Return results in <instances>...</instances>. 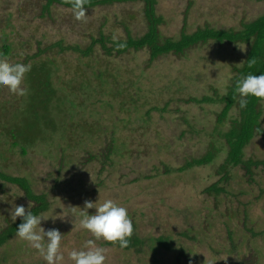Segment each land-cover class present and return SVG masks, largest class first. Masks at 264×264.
<instances>
[{
  "label": "rangeland",
  "instance_id": "rangeland-1",
  "mask_svg": "<svg viewBox=\"0 0 264 264\" xmlns=\"http://www.w3.org/2000/svg\"><path fill=\"white\" fill-rule=\"evenodd\" d=\"M157 1V12L164 18L159 28L163 35L173 37L183 26L188 32L205 25L239 28L264 11V0ZM43 3L0 0V47L7 39L15 45L10 55L0 59L30 64L39 58L34 55L38 41L40 46L60 39L69 45H86L99 30L116 39L126 36V27L135 36L146 29L139 1L87 8L83 21L75 19L73 8L59 4L52 5L50 14L44 13ZM248 48L246 43L209 40L183 55L168 53L151 62L146 49L106 56L99 44L91 57L72 50L59 53L56 47L40 56L47 54L63 62L53 77L57 88L71 97L75 90L77 99L88 101L75 115L79 119H66L72 124L69 132H74L69 137L78 141L67 143L54 131L34 139L23 154L9 139L0 143V171L24 176L36 193L47 194L49 208L41 215L57 217L55 222L51 217L42 220L41 226L63 234L64 260L60 264H73L69 252L82 250L87 241L95 240L79 225L85 201L105 199L128 209L133 233L142 240V244L126 248L95 241L106 250V264H264V166L254 168L252 179L241 166L231 167L228 178L221 179L225 172L219 165L227 147L214 127L222 104L187 101L214 90L224 93ZM99 69L106 72L104 83L111 91L92 100L87 89H77L70 80L80 81V73L92 76ZM25 80L22 87L27 89ZM25 96L0 87V106L23 107ZM106 98L110 101L102 102ZM32 107L36 105L32 103ZM231 114L238 115L237 107ZM4 116L8 119L9 112L4 111ZM83 122L86 127L79 124ZM90 123L100 128L90 132ZM227 123L220 127L227 129ZM1 128L2 121L0 131L5 130ZM212 141L223 148L212 162L179 170L187 160L204 154ZM116 143L119 151L109 148ZM244 152L246 158H264V135H255ZM93 153L97 158L89 161ZM218 180L226 192L215 197L204 191ZM31 204L18 185L0 179V230L16 206L27 210ZM88 211L94 214L95 209ZM169 235L170 248L155 250L149 243L153 237ZM0 264L46 262L13 235L0 246Z\"/></svg>",
  "mask_w": 264,
  "mask_h": 264
},
{
  "label": "trees",
  "instance_id": "trees-1",
  "mask_svg": "<svg viewBox=\"0 0 264 264\" xmlns=\"http://www.w3.org/2000/svg\"><path fill=\"white\" fill-rule=\"evenodd\" d=\"M137 1L143 3V18L146 23V29L142 34L132 35L131 31L126 27L125 37L113 39L111 35L99 30L98 36H90V43L86 45H80L79 43L69 45L63 39L57 40L52 44H45L44 46H40L41 41L37 42L38 50L34 55L39 58L30 63L32 66L31 71L26 74V104L23 103V107L11 106L9 109L7 106H0L2 110L0 113V121H2L1 129H5L4 131H0V143H6L11 139V146H19L22 153L25 154L28 150L27 145L32 146L34 139L41 138L40 136H44L46 133L51 134L54 131L60 133V137L67 143L70 141H78L76 138L69 137L74 135V132H69L68 127H71L72 124L66 123V119H79L75 115L78 114L79 109L86 108L88 101L77 99L75 90L71 92L73 93V97H71L55 85L53 77L60 71V64H63V62H59L56 57H51L47 54L40 57L42 54L52 50L53 47L58 48L59 53L72 50L79 53L82 57H91L95 51V44L100 45L103 54L106 56H113V54L121 55L127 51L146 49L149 53V61L151 62L159 56L168 53L183 55L186 50L198 44L206 43L209 40H214L219 43H246L249 48L244 61L240 67H235L236 74L231 77L224 93L219 94L214 90L213 93L204 94L202 97L191 96L187 101L222 104L221 109L216 113V125L214 127L218 133V138L222 139L224 146L227 147L225 158L219 165V170L225 172L224 177L221 179L228 178L229 169L237 166H241L245 170L246 175L251 177L254 168L260 165L264 166V158H246L244 149L255 135H264V129L261 126L260 119L262 115V102L264 100L249 97L247 107L241 108L238 102L239 97L236 94V82L247 74L259 75L260 73H264V11L254 19L242 22L239 28H214L205 25L188 32L185 26H183L178 35L173 37L163 35L159 28L164 18L162 14L157 12V0H88L85 8ZM54 4L73 8L69 0H44L42 11L50 14V9ZM3 36L7 38L6 33ZM14 48L15 45L12 42L8 41V39L5 40L0 47V57L10 55ZM105 73L101 69L98 72L94 71L92 76L88 75L87 77H85L84 73H80L82 80L77 81L74 79L70 81L77 89H81L82 87L87 89L88 97L93 100L111 91L107 87V84L104 83L106 82ZM103 101H110V99L106 98ZM32 103L36 105L34 109ZM119 107L123 109V106ZM234 107H237V116L231 114ZM4 111L9 112L8 119L5 118ZM62 115H64V122H61L62 119L60 116ZM226 122H228L227 129H222L221 127ZM79 124L86 127L84 122ZM95 124L90 123V132L91 129L94 131L96 128H100L97 125L94 126ZM74 130L75 128H73ZM22 141L25 143L22 144ZM60 147L63 150L65 148L62 143H60ZM109 148L119 151L120 145L116 143ZM121 149H125L123 144H121ZM221 149H223L221 146H215L214 141H212L204 154L187 160L185 165L179 168V170L208 164L214 160ZM106 151L110 152L109 149ZM93 157L97 158L96 154L93 153V155H90L88 160H93ZM0 179L18 185L24 191L25 197L32 202L28 209L33 214L41 215L42 212H45L49 208L47 194L36 193L26 177L13 176L4 171H0ZM220 181H215L206 186L204 191L208 194L215 195V197L216 195L219 196L222 192H226V187L220 185ZM6 221V225L0 230V246L15 235L18 225L22 222V218H17L15 222L6 218ZM249 231L256 235L252 229H249ZM228 233L231 234V231L229 230ZM229 237L232 240V237ZM171 239L170 235L166 237L158 236L151 238L149 243L155 250L162 246L170 248L172 245ZM139 244H142V240L132 233L127 247ZM242 264H245V262Z\"/></svg>",
  "mask_w": 264,
  "mask_h": 264
},
{
  "label": "clouds",
  "instance_id": "clouds-1",
  "mask_svg": "<svg viewBox=\"0 0 264 264\" xmlns=\"http://www.w3.org/2000/svg\"><path fill=\"white\" fill-rule=\"evenodd\" d=\"M73 7L76 20L83 21L86 18L85 5L88 0H69ZM30 64H10L0 59V87H6L17 96H25L27 89L22 87L27 73L31 71ZM236 94L239 97V105L246 108L249 97L264 100V73L247 74L236 82ZM89 209H95L94 214H89ZM51 217L53 222L57 216H43L33 214L24 206H16L11 212L13 222L22 218L18 225L15 236L38 251L46 264H60L64 260L61 252V241L63 234L59 229L52 228L47 231L41 226L42 220ZM63 218V216H60ZM79 225L89 232L95 240L86 242L84 249H73L68 258L73 264H106V250L97 247L95 241L111 242L120 248H126L129 238L133 233V223L125 206L112 199L102 202L85 201L79 217Z\"/></svg>",
  "mask_w": 264,
  "mask_h": 264
}]
</instances>
